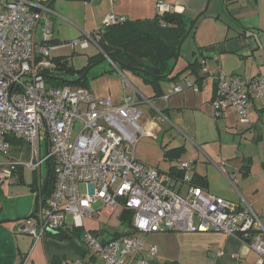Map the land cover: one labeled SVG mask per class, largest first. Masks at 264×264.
Here are the masks:
<instances>
[{"label":"built area","instance_id":"obj_1","mask_svg":"<svg viewBox=\"0 0 264 264\" xmlns=\"http://www.w3.org/2000/svg\"><path fill=\"white\" fill-rule=\"evenodd\" d=\"M157 12L173 13V8L157 0ZM55 15L37 0H0V156H9L12 139L31 150V162L11 161L0 170L17 183L19 170L28 169L37 174L38 183L35 211L23 221L21 233L40 241L67 227L82 229L79 239L89 256L106 264H149L147 255L156 256L157 249L146 248L141 235L218 232L239 239L259 255L256 264H263L264 226L243 198L236 204L207 193L194 183L189 162H177L183 175L176 179L137 160V144L152 135L141 125L136 96H124L115 104L88 88L47 83L45 74L56 70ZM125 22V17L107 14L103 26ZM40 27L43 35L38 41ZM85 37L84 47L99 40L94 33ZM210 82L215 83L214 116L219 119L232 111L241 124L251 125L254 102L264 101V76L246 79L204 64L200 79L176 84L171 93H197ZM49 162L54 164L55 179L48 194L43 167ZM230 182L235 186L234 180ZM82 186L86 194L81 193ZM99 203L102 207L94 209ZM119 208L133 213L130 232L116 237L117 233L85 229L86 218L97 219L101 211L110 216ZM28 258L19 264H27ZM232 259L240 257L232 254Z\"/></svg>","mask_w":264,"mask_h":264},{"label":"crops","instance_id":"obj_2","mask_svg":"<svg viewBox=\"0 0 264 264\" xmlns=\"http://www.w3.org/2000/svg\"><path fill=\"white\" fill-rule=\"evenodd\" d=\"M163 1L173 8V13L187 16L188 11L194 15L198 14L204 8L206 0ZM224 6L227 14L243 26V31L232 35V27L219 13L207 14L199 21L193 36L195 37L193 53L197 52L200 61H204L210 69H221L246 79L264 76V60L261 55L264 44L260 41L261 36L264 35V19L261 18L264 17V0H226ZM51 9L56 14L52 18L54 25L58 23H61L62 27L66 24L71 25L79 34H89L102 28L107 14L137 21L152 19L158 13L157 0H90L89 2L53 0ZM219 9L217 12H220ZM58 31L57 37L53 35L56 44L67 38L63 29ZM120 73L121 77H99L108 81L110 86L94 83L95 87L90 90L100 98L111 99L115 104H119L124 96H136L142 116L145 111L142 107L149 109L151 119H145L146 124L143 127L145 131L152 135L155 129L159 130V125L166 121L184 138L189 137L188 139L191 138L201 144V147L198 145L197 148L202 153L203 159L198 160V156L193 159L198 160L202 166L193 167L192 162L189 163L192 165L193 177L199 175L207 178L208 186L205 188L207 193L236 204H240L243 198L255 210L256 201L250 196L249 187L246 185L248 181L257 179L254 176V164H251V159L240 155L239 148L234 144L224 143L222 140V128L234 133L238 130L242 133L243 130H240L236 124V122L241 123L237 114L232 111H228L219 119L214 116L215 83L210 82L197 93L186 90L179 94H172L169 91L172 90L171 87L162 83V92L157 95V91L145 79L141 80L132 75L130 79L127 74ZM200 77L201 73L196 75L188 71L174 83V86L185 80L197 81ZM114 81L115 91L112 90ZM262 115H264V101H255L251 113V125L244 126L249 130L254 128L260 122ZM178 161L187 162L182 159ZM193 163L195 165L197 161ZM247 165L250 167L246 172ZM178 177L176 175L173 178ZM230 179L235 181V186L239 182L242 184V195L239 191L238 194L233 192L236 187L231 184ZM69 229L72 228L67 227L64 230ZM24 235L26 237L22 238V245L19 246L16 257L23 259L28 255L27 264H106L101 259L88 255L79 236L60 240L57 234H46L43 240L35 241L31 236ZM141 238L145 240L146 248L157 249L156 256L147 255L149 264H256L259 259V255L239 239L218 232L151 233L141 235ZM219 252H222V255ZM232 254L239 255V261L232 259ZM88 256L89 262H87Z\"/></svg>","mask_w":264,"mask_h":264},{"label":"rangeland","instance_id":"obj_3","mask_svg":"<svg viewBox=\"0 0 264 264\" xmlns=\"http://www.w3.org/2000/svg\"><path fill=\"white\" fill-rule=\"evenodd\" d=\"M207 1L208 0L205 1L204 8ZM224 1L226 0H212L208 15L219 13L220 16L232 27V35L236 32L243 31V26L234 20L229 14H227ZM217 9H219L220 12H217ZM187 17L193 19L195 18V15L188 11ZM261 18L262 20L264 19V17ZM58 29L61 31L63 29L64 36L67 38L66 40L56 44L57 49L52 52V57H66L70 67L76 71L82 70L90 64V67H93V69L90 71L88 77L89 89L92 90V87L95 85L94 83L105 85V87L106 84L110 86L108 81L106 82L102 79H99V77H121L122 75L120 72L127 74L129 77L132 75L133 77L140 78L141 80L145 79L143 76L137 75L133 71L126 69L120 70L118 67H115L111 60L93 43L89 42L88 46L84 47L86 39L85 34H79L78 31L71 25L66 24L62 27L61 23L55 25L53 23L52 31L55 37L58 35ZM42 35L43 30L42 27H40L37 35L38 41L42 39ZM194 38L195 37L192 36L184 43L182 47L181 64H184L192 59L195 40ZM260 41H262L264 44V35L261 36ZM261 51V55H263L262 60H264V48H262ZM74 79L75 77L73 76L69 77V80L71 81ZM113 84L114 89L112 90L115 91L116 82L114 81ZM164 85L171 87L172 89L174 82H167L164 83ZM105 87L103 86V88ZM142 108L143 111L144 109L145 111L144 116H142L141 119V125L142 127H145V119L149 120L151 117L150 113L148 112L149 109H147V107ZM236 124H238L239 129L243 130V132L241 133L238 130L237 133L235 132V134L234 131L229 132L222 128V140L224 143L234 144L235 147L239 148L240 155H244L246 159H251V164H254V176H256L257 179L255 178L254 180H250L251 183L248 181L246 185L249 187L250 196L254 201H256L254 207L260 217L262 225L264 226V115L261 116L260 122L250 130L244 125H241L237 122ZM159 128V130L155 129V131L152 133V136L143 137L137 144L135 155L140 163L144 164L145 166L157 168L160 170L163 176L170 177L171 168L173 166H178V163L176 160L167 158L165 153L178 147H184L185 154H183L180 159L187 162H192L193 167L202 166L200 163H198V160L203 159L202 153L197 148L198 145L201 147V144L192 140L191 138L188 139L189 137L184 138L166 121H163L159 125ZM257 138H259V140H257ZM41 149L42 156H45L47 149L46 142L42 143ZM195 156L199 157L198 160L193 159ZM11 161L22 164L31 162V150L25 142H15L10 150L9 156H0V165L11 164ZM194 161H197V164L194 165ZM43 174H46L45 165L43 167ZM22 178V182L12 183L10 179L4 177L2 171L0 170V221L16 220L18 218L26 219L35 211L36 196L34 185L37 179V174L27 169L22 173ZM235 187L236 189H232L233 192L238 194L239 191V193L242 195V184L239 182V184H237ZM86 192V186H82L81 193L86 194ZM183 195H185V192ZM245 197L247 198V196ZM101 207L102 203H99L94 207V209L98 210ZM107 213L108 212L101 211L97 219L86 218L85 229L91 231L103 230L111 235L115 233L124 234L130 232L128 223L123 222L122 208L117 209L110 216ZM69 220L71 222V218ZM22 224L23 221L18 223L3 224L0 226V264H15L17 262H21L22 258L16 256L19 253V246L22 245L21 240L25 236L20 231ZM28 252L29 251H27V253Z\"/></svg>","mask_w":264,"mask_h":264},{"label":"trees","instance_id":"obj_4","mask_svg":"<svg viewBox=\"0 0 264 264\" xmlns=\"http://www.w3.org/2000/svg\"><path fill=\"white\" fill-rule=\"evenodd\" d=\"M89 2L90 0H72ZM53 0L42 2L51 8ZM192 19L185 14L165 13L164 15H157L152 19L131 21L127 20L124 24H116L108 27L102 26L99 30L93 32L99 36L96 46L104 53L110 60L115 61V66L120 70L127 69L133 71L137 75L143 76L145 80L150 83L157 95L162 92L161 84L174 82L176 83L182 75L186 72L193 74H200L204 61H200V56L197 52L192 54V59L184 64H179L169 78L165 76L170 72L177 54V48L186 35ZM197 26L194 28L191 37L195 35ZM56 64V70L52 73H46L47 83L52 87H83L89 89L88 78L79 81L78 79L91 66L90 64L82 70H74L70 67L66 57H57L53 59ZM136 69L146 70L148 72L160 71L159 75L153 77L144 76L137 72ZM73 76V81L69 77ZM201 78V77H200ZM199 78V79H200ZM14 144L17 140H11ZM185 154L184 147H178L169 150L165 156L172 160H180ZM179 162V161H178ZM249 165L245 167L246 172L249 171ZM47 176L49 178V191L51 192L55 179V167L52 162L46 165ZM19 181L22 182L23 170H19ZM171 177L176 175L181 177L182 172L179 171L177 166L171 168ZM194 183L202 188H207L208 180L206 177L195 175L193 177ZM38 188L37 179L34 185V190ZM133 213L125 211L122 214L123 222H127L129 229H132ZM82 229H69L62 230L57 237L60 240L71 239L82 234ZM133 234V232H131ZM119 233L116 234V237Z\"/></svg>","mask_w":264,"mask_h":264},{"label":"water","instance_id":"obj_5","mask_svg":"<svg viewBox=\"0 0 264 264\" xmlns=\"http://www.w3.org/2000/svg\"><path fill=\"white\" fill-rule=\"evenodd\" d=\"M211 2H212V0H208L207 3H206L205 8L202 9L198 14H196L195 18L192 19L193 20L192 24L190 25L186 35L183 37V39L181 40V42H180V44H179V46L177 48V54H176V58H175L174 64H173L170 72L165 76V78H169L175 72V70H176V68H177V66L179 64V61H180V59L182 57V47H183L184 43L186 42V40L188 38L191 37V34H192L194 28L198 25L199 21L208 14ZM111 62L115 63V61H113V60H111ZM92 69H93V67H90L84 73V75L81 76L78 80L82 81V80L88 78L89 74H90V71ZM136 71L141 73L142 75L148 76V77H153L155 75H159L160 74V71H158V70H156L155 72H148L146 70L136 69ZM47 189H48V179L45 178V180H44V192H46ZM24 220H26V219L18 218L16 220H3V221H0V226L3 225V224L18 223V222H21V221H24Z\"/></svg>","mask_w":264,"mask_h":264}]
</instances>
